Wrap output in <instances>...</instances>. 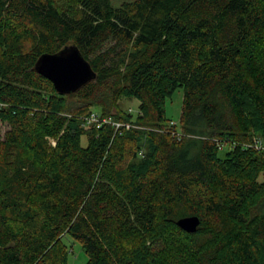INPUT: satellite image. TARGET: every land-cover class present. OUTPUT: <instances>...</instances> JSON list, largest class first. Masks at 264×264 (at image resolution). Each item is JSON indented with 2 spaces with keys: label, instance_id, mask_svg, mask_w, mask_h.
<instances>
[{
  "label": "trees",
  "instance_id": "obj_1",
  "mask_svg": "<svg viewBox=\"0 0 264 264\" xmlns=\"http://www.w3.org/2000/svg\"><path fill=\"white\" fill-rule=\"evenodd\" d=\"M112 1L0 0V264H264V0ZM68 46L95 78L59 94L34 67Z\"/></svg>",
  "mask_w": 264,
  "mask_h": 264
},
{
  "label": "water",
  "instance_id": "obj_2",
  "mask_svg": "<svg viewBox=\"0 0 264 264\" xmlns=\"http://www.w3.org/2000/svg\"><path fill=\"white\" fill-rule=\"evenodd\" d=\"M35 71L50 81L59 94H72L95 78L90 64L78 48L68 46L55 54H43L37 60ZM176 225L186 233H195L199 219L195 216L184 217Z\"/></svg>",
  "mask_w": 264,
  "mask_h": 264
},
{
  "label": "rangeland",
  "instance_id": "obj_3",
  "mask_svg": "<svg viewBox=\"0 0 264 264\" xmlns=\"http://www.w3.org/2000/svg\"><path fill=\"white\" fill-rule=\"evenodd\" d=\"M123 1H131V0H113L112 4L114 6H117ZM53 2L60 8L73 6L74 9L77 10V7L75 5V0H53ZM182 97H183V91L182 89H178L173 93L171 98L166 99L164 104L166 118L177 125V130H180ZM67 101L68 104L71 105L70 107L82 105V103L78 102L75 98H70ZM119 107L125 112L131 114L133 118H136L139 113L140 102L136 99H122L119 101ZM112 113L116 114L115 111H112ZM6 130H7L6 125L0 124V139L3 138V135ZM86 141H87L86 137L85 136L82 137L81 142L83 146L86 145ZM222 153L223 152H221L220 154ZM62 240L68 251L66 264H86L87 256L83 252L80 244L69 236L63 237Z\"/></svg>",
  "mask_w": 264,
  "mask_h": 264
},
{
  "label": "built area",
  "instance_id": "obj_4",
  "mask_svg": "<svg viewBox=\"0 0 264 264\" xmlns=\"http://www.w3.org/2000/svg\"><path fill=\"white\" fill-rule=\"evenodd\" d=\"M104 123H111L109 119L101 118L99 116V113L96 111H92L89 115L84 117V124L85 125H91L96 124L97 127H99L101 124ZM116 129L121 126L119 123L112 122L111 123ZM174 124V123H172ZM126 128H129V125H126ZM253 146L256 150L264 151V141H262L259 138L253 139Z\"/></svg>",
  "mask_w": 264,
  "mask_h": 264
}]
</instances>
